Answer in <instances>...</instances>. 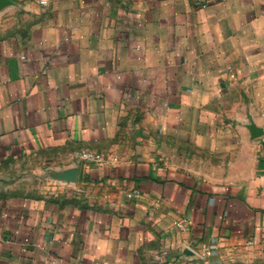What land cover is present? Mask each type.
Returning <instances> with one entry per match:
<instances>
[{
    "label": "crops",
    "instance_id": "1",
    "mask_svg": "<svg viewBox=\"0 0 264 264\" xmlns=\"http://www.w3.org/2000/svg\"><path fill=\"white\" fill-rule=\"evenodd\" d=\"M46 1L0 7V264H264V0Z\"/></svg>",
    "mask_w": 264,
    "mask_h": 264
},
{
    "label": "built area",
    "instance_id": "2",
    "mask_svg": "<svg viewBox=\"0 0 264 264\" xmlns=\"http://www.w3.org/2000/svg\"><path fill=\"white\" fill-rule=\"evenodd\" d=\"M39 3L42 5H45L47 3L46 0H39ZM77 157L79 160L85 161L87 163H91L94 165H101L102 163L105 162V157L103 156V154L96 152V151H92V150H88V149H81L78 153H77ZM140 194L137 190H130L126 193V197L127 198H137L139 197ZM185 219L183 220L182 223H177V225L179 227H183L185 224ZM216 248L215 245H209L205 248H203L202 250V254L204 256H208L210 255L213 250Z\"/></svg>",
    "mask_w": 264,
    "mask_h": 264
},
{
    "label": "water",
    "instance_id": "3",
    "mask_svg": "<svg viewBox=\"0 0 264 264\" xmlns=\"http://www.w3.org/2000/svg\"><path fill=\"white\" fill-rule=\"evenodd\" d=\"M7 0H0V7L4 5ZM251 134L255 137L262 134V131L258 129L255 125H251L250 127ZM78 168L77 167H70L64 169L62 171H56L52 173V177L57 180H63L66 182H75L77 179Z\"/></svg>",
    "mask_w": 264,
    "mask_h": 264
}]
</instances>
